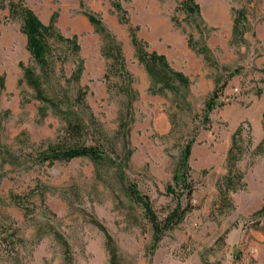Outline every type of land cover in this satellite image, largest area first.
<instances>
[{
  "label": "rangeland",
  "instance_id": "obj_1",
  "mask_svg": "<svg viewBox=\"0 0 264 264\" xmlns=\"http://www.w3.org/2000/svg\"><path fill=\"white\" fill-rule=\"evenodd\" d=\"M184 1L0 0V264H264V0H193L191 15ZM10 2L51 29L45 71ZM75 116L101 159L40 162ZM190 142L193 209L155 239L127 186L159 220L184 206Z\"/></svg>",
  "mask_w": 264,
  "mask_h": 264
},
{
  "label": "trees",
  "instance_id": "obj_2",
  "mask_svg": "<svg viewBox=\"0 0 264 264\" xmlns=\"http://www.w3.org/2000/svg\"><path fill=\"white\" fill-rule=\"evenodd\" d=\"M114 7L119 11V4H114ZM181 7L186 10L187 14L191 15L196 13V6L193 5V0H185ZM9 12L11 16H15L18 13L22 16V30L27 37V48L33 56L36 63L42 70L48 67L46 54L49 48L48 36H50V28L41 24L37 16L20 3H9ZM89 21L96 26L100 25V21L94 16H88ZM240 20L235 21L234 29L238 31V25ZM240 31V30H239ZM133 44L136 47L139 61L144 65L147 73L151 77L154 86H158L159 90L173 89L172 75H174L167 67L166 61L162 56L156 54H148L141 46L140 42L133 35ZM27 78L30 84L34 87L37 86V80H35L33 74L27 70ZM224 86H222L223 88ZM221 88H217L212 97L206 102L207 113L211 112L217 106V99L220 97ZM82 97L79 96L78 99ZM220 105V104H218ZM208 118L206 117V120ZM262 120L264 123V111L262 113ZM86 124L79 116L74 118H67L66 125L63 130L62 142L55 147H51L47 152L39 154L40 162H47L52 164L54 162H68L78 157H88L93 160H100L102 155L99 150L91 146L80 144V140L86 135ZM191 142L187 143L183 149L180 158V167L183 168L182 178L180 184L184 188V195L187 203L184 206L178 204L171 212H169L164 219L159 220L157 215L152 212L151 202L145 195L137 193L133 184L127 186L129 196L138 202L145 210L148 220L152 224L153 231L155 233V239L164 234L168 230L175 228L184 218V215L191 211L193 207L190 204V198L192 195V186L189 183L187 173V161L190 155ZM236 150V146H233L231 151Z\"/></svg>",
  "mask_w": 264,
  "mask_h": 264
},
{
  "label": "crops",
  "instance_id": "obj_3",
  "mask_svg": "<svg viewBox=\"0 0 264 264\" xmlns=\"http://www.w3.org/2000/svg\"><path fill=\"white\" fill-rule=\"evenodd\" d=\"M264 111V110H263ZM263 113V112H262ZM262 113H261V118H262ZM263 121V120H262Z\"/></svg>",
  "mask_w": 264,
  "mask_h": 264
}]
</instances>
